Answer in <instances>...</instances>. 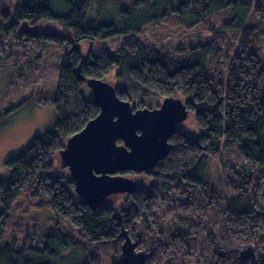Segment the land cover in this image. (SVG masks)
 I'll list each match as a JSON object with an SVG mask.
<instances>
[{
    "label": "trees",
    "instance_id": "trees-1",
    "mask_svg": "<svg viewBox=\"0 0 264 264\" xmlns=\"http://www.w3.org/2000/svg\"><path fill=\"white\" fill-rule=\"evenodd\" d=\"M114 1L116 16L102 23L90 20L89 12L110 0H24L11 12L0 9V129L34 102L47 45L65 47L55 97L38 101L54 108L53 127L3 163L8 179L0 182V239L14 202L36 184L52 213L90 243L60 232L46 235L42 249L12 242L0 248V264H100L110 243L112 264H264L258 252L264 240L258 197L264 190V0H131L129 9ZM63 5L65 14L53 10ZM171 14L180 24L216 36L205 35V41L178 47L173 55L137 39ZM116 36L123 39L113 54L94 57L85 51V44ZM210 59L216 67H209ZM114 70V79L124 85L117 88L122 100L142 106L155 96L184 98L198 134L178 130L169 139L168 155L147 171L148 185L124 194L121 205L92 210L75 193L71 177L58 175L54 157L99 113L83 93L86 80ZM232 150L255 166L252 173H237L222 162V153ZM210 160L221 185L238 193L228 209L211 196ZM214 207L217 215L208 221ZM122 232L136 244L133 254L139 258L127 260Z\"/></svg>",
    "mask_w": 264,
    "mask_h": 264
},
{
    "label": "rangeland",
    "instance_id": "rangeland-1",
    "mask_svg": "<svg viewBox=\"0 0 264 264\" xmlns=\"http://www.w3.org/2000/svg\"><path fill=\"white\" fill-rule=\"evenodd\" d=\"M23 1L24 0H0V9L11 12L14 7L23 3ZM114 2V0H110V2H107L100 8L93 5L88 17L90 20H93L96 17L98 21H100L99 23L109 22V17L116 16V7ZM120 3L123 8L129 9L131 7V0H121ZM56 8L57 7L53 10L58 14H65L67 12L64 5L61 10ZM161 9L162 7L158 6L155 10L160 11ZM153 11L154 10H150V12ZM214 20L219 21L216 19ZM214 24L216 26L220 25V23L216 22ZM203 29L204 30L202 31V28L196 29L180 24L176 14H171L167 18L161 20L160 23L146 27L144 31L136 37L145 44H151L155 48H162L161 50L164 52L167 51V53L169 52L170 55H173L172 53H174L178 47H186L187 44L196 40L203 42L207 39L206 36L208 34L213 33V35H215L214 33H216L214 31L211 32L206 28ZM196 30L198 31L197 34L195 33ZM230 36V34L227 35V37ZM122 39V36H116L106 40H97L92 45L85 44L84 48L85 51H91L94 57H97L101 52L113 54L120 47ZM261 50L264 51V47H261ZM64 58L65 47L53 44L47 45L41 57L42 63L39 66L37 75L38 83L32 94L35 99L34 102L16 112L13 116H11L9 123L0 129V182L8 179V173L3 163L8 159L17 157L21 152L29 147L34 137L43 136L53 127L56 120L54 108L48 105H41L38 101L39 99H53L55 97L60 68L64 62ZM217 60L221 62V67L225 65L223 57H219ZM214 62L215 59H210L209 67H216L217 64H214ZM114 72L115 70L105 76L103 80L115 88H123L124 85L122 82H118L114 79ZM83 93L87 99H93V94L87 85L84 86ZM162 101V98L155 96L144 99L142 106L136 105L140 103L139 100H137V103H135V101H130V103L135 109L143 107L156 108L161 105ZM178 130L188 133L191 136L198 134L192 114L189 113L187 119L178 125ZM222 158V162H227L237 173L244 175L252 173L255 167L254 165L247 163L239 154H237L235 150L224 151L222 153ZM54 160L56 166H58V175L68 174L71 177L59 154L56 158L54 157ZM262 175H264L263 172ZM129 178L136 180V182H138L137 186L149 184L148 176H144L142 178V175H138L137 177ZM262 180L264 182V178ZM208 183L211 187V196H215L218 199V206L221 208L228 209L231 206L232 200L238 197V193H231L229 187L221 185L219 182V174L216 171V165L211 160ZM239 195H242V193H239ZM122 196H124V194H115L108 197L103 203V206L121 205ZM226 197H229L230 199L228 202L229 204H223L222 199ZM258 197L260 198V203L264 206V190ZM217 211L218 209L216 207L208 211L207 220L209 221L214 215L216 216ZM223 217V215L220 216L221 219ZM56 232L71 236L78 242L85 243L87 246L90 245L85 237L81 235V230L79 228L73 226L61 216H57L52 213L48 206L46 196L41 190H39V187L34 184L24 188L22 193L14 202L9 212V218L6 223L5 231L0 239V248L14 242L15 246L18 248H20L22 244L27 243L31 247L42 249L45 245L44 237L48 234H54ZM259 235L264 236V231ZM258 245H260L258 250H261V252L258 250L256 251L264 257V240L259 241ZM111 248L112 244L110 243L108 250L106 252L104 251V254H102L100 264L113 263Z\"/></svg>",
    "mask_w": 264,
    "mask_h": 264
},
{
    "label": "water",
    "instance_id": "water-1",
    "mask_svg": "<svg viewBox=\"0 0 264 264\" xmlns=\"http://www.w3.org/2000/svg\"><path fill=\"white\" fill-rule=\"evenodd\" d=\"M86 85L99 113L67 140L59 155L75 193L96 210L108 197L129 194L136 188V180L121 172H146L168 155L169 139L189 111L186 103L175 97L164 98L156 108L135 109L103 79H88ZM121 236L127 260L139 258L133 254L136 244L128 234L122 232Z\"/></svg>",
    "mask_w": 264,
    "mask_h": 264
},
{
    "label": "flooded vegetation",
    "instance_id": "flooded-vegetation-1",
    "mask_svg": "<svg viewBox=\"0 0 264 264\" xmlns=\"http://www.w3.org/2000/svg\"><path fill=\"white\" fill-rule=\"evenodd\" d=\"M148 172L146 171V172H142V173H140L139 175H142V178L147 174ZM121 175H124V174H122V173H120ZM124 176H126V177H137V176H134V175H131V176H127V175H124ZM138 183V182H137Z\"/></svg>",
    "mask_w": 264,
    "mask_h": 264
}]
</instances>
